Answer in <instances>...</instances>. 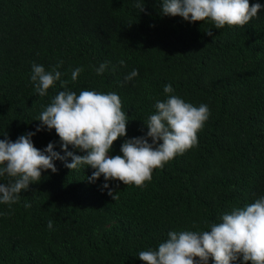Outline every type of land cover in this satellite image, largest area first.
<instances>
[{"label":"trees","instance_id":"16d2710c","mask_svg":"<svg viewBox=\"0 0 264 264\" xmlns=\"http://www.w3.org/2000/svg\"><path fill=\"white\" fill-rule=\"evenodd\" d=\"M162 3L0 0V140L35 133V148L52 143L64 156L55 130L38 119L65 80L77 95L119 96L129 123L111 156L122 155L126 139L146 136L143 123L167 99L166 85L169 95L210 113L197 145L154 169L142 187L103 176L90 182V167L70 171L55 161L56 173L43 172L16 203L0 204V264H143L139 252L156 250L169 232L210 230L264 197V0H249L261 10L247 25L221 29L211 20L162 16ZM33 64L59 65L61 80L43 97L31 81ZM133 70L138 75L126 80Z\"/></svg>","mask_w":264,"mask_h":264},{"label":"clouds","instance_id":"9594fccd","mask_svg":"<svg viewBox=\"0 0 264 264\" xmlns=\"http://www.w3.org/2000/svg\"><path fill=\"white\" fill-rule=\"evenodd\" d=\"M137 7L141 5L138 3ZM143 10L144 6L141 12ZM260 10L259 3L250 5L249 0H163L160 13L182 17L189 23L211 20L216 29H221L226 25L243 27ZM58 67L46 71L42 65L33 64L31 81L39 96H45L55 82L61 80ZM105 68L106 65L101 64L96 69L97 74H102ZM81 72V68L72 71L71 81L75 82ZM137 75L133 70L126 80ZM68 84L67 80L61 81L65 90L53 98L38 119L43 127L55 130L65 155L54 151L52 143L43 152L35 148L32 142L35 133H26L15 142L0 140V177L9 178L8 183H0V204L16 203L23 191L41 180L43 172L56 173L57 160L65 162L70 171L82 165L90 167L94 170L90 182L103 176L106 182L115 180L142 187L151 180L154 169L162 168L197 145V133L210 114L206 105L197 107L169 95L173 88L166 85L163 91L167 99L157 100L156 113L143 123L148 129L146 136L126 139L120 148L122 155L111 156L114 142L127 136L129 123L119 96L89 90L77 95L68 90ZM40 130L37 128V132ZM69 145L86 154L69 152ZM69 157L71 163L66 162ZM102 187L109 189V184ZM108 195L116 198L111 190ZM52 226L49 221V229ZM138 259L143 264H209V260L213 264H236L237 261L264 264V197L224 214L222 221L212 224L210 230L169 232L168 239L156 250L140 251Z\"/></svg>","mask_w":264,"mask_h":264}]
</instances>
